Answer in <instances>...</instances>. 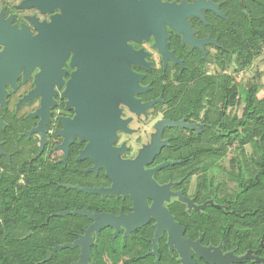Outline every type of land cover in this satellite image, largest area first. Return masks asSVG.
<instances>
[{"label":"flooded vegetation","instance_id":"obj_1","mask_svg":"<svg viewBox=\"0 0 264 264\" xmlns=\"http://www.w3.org/2000/svg\"><path fill=\"white\" fill-rule=\"evenodd\" d=\"M256 1L0 0V248L44 189L88 264H264L213 87Z\"/></svg>","mask_w":264,"mask_h":264},{"label":"trees","instance_id":"obj_2","mask_svg":"<svg viewBox=\"0 0 264 264\" xmlns=\"http://www.w3.org/2000/svg\"><path fill=\"white\" fill-rule=\"evenodd\" d=\"M249 10L251 16L245 15L241 36L243 38H239L238 47L236 41L234 44H229L235 56L234 60L230 59L225 67L236 71L251 66L254 60L264 52V0H257L255 4L251 3ZM217 83L218 85L213 87L228 89V104L236 105L239 101V104L243 105L241 117L229 115L227 130L230 135L242 138L243 145L249 143L248 146L244 145L243 149L245 170L250 175L244 182L243 222L264 236V96L258 95L264 82L258 75L246 83L239 84L236 76L228 75L226 79L218 80ZM238 94L241 95L240 100H237ZM42 191L40 198L42 207L40 202L37 203L35 221L19 224L21 237L18 241L10 239V243L0 248V264H35L45 259L49 251H52V257L41 264L72 262L73 259L69 256L72 249L54 250L55 245L72 240L71 237L64 235L65 228H68L70 224L64 223L63 216H51L53 212L60 209L51 205L49 198L48 208H46L44 189ZM26 234L27 236L24 237Z\"/></svg>","mask_w":264,"mask_h":264},{"label":"water","instance_id":"obj_3","mask_svg":"<svg viewBox=\"0 0 264 264\" xmlns=\"http://www.w3.org/2000/svg\"><path fill=\"white\" fill-rule=\"evenodd\" d=\"M81 211H74V212H70V213H79ZM85 213V212H84ZM65 212H59V213H56V215H64ZM96 224L92 225L89 230L87 231L86 235L81 237L80 239L76 240L75 242L73 243H66V244H57L55 245L54 247V250H57V249H65V248H68V247H75L76 245L80 244V246L82 247V255H81V258L80 260L76 261V262H73L72 264H88V258L90 257V252H91V240L88 239L89 237V232L92 230V228L95 226ZM52 257V251H49L48 253V260ZM249 256H244L242 259H240V262H243V260L245 258H247ZM259 261H262L264 262V259L262 258H258Z\"/></svg>","mask_w":264,"mask_h":264},{"label":"rangeland","instance_id":"obj_4","mask_svg":"<svg viewBox=\"0 0 264 264\" xmlns=\"http://www.w3.org/2000/svg\"><path fill=\"white\" fill-rule=\"evenodd\" d=\"M258 75L261 77V81L264 82V52L259 55L255 59L253 64L247 67L244 70V74H242L245 83L248 82L250 79H254ZM258 95L259 97L264 96V85Z\"/></svg>","mask_w":264,"mask_h":264}]
</instances>
